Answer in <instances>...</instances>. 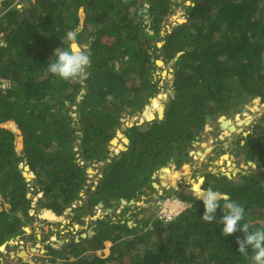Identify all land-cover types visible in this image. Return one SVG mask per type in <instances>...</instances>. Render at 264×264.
<instances>
[{
  "label": "trees",
  "instance_id": "16d2710c",
  "mask_svg": "<svg viewBox=\"0 0 264 264\" xmlns=\"http://www.w3.org/2000/svg\"><path fill=\"white\" fill-rule=\"evenodd\" d=\"M190 2L183 4L185 21L161 35L171 0H1L0 80L10 87L0 88V125L13 120L23 147L18 153L16 134L0 127V198L8 206L0 210V245L25 233L33 218L24 166L39 185L33 193L42 194L33 213L45 209L43 218L52 220L77 201L84 204L70 211L92 210L99 201L107 207L112 200L138 201L142 187L152 188L153 172L174 163L173 174L180 175L189 167V149L207 118L254 98L264 102V0ZM81 7L78 41L89 46L92 67L84 82H67L47 66L57 48L68 47L62 37L77 29ZM158 58L173 66L169 87L154 74ZM161 90L167 93L161 118L127 126L128 144L110 156L120 120L139 115ZM241 148L246 161L264 165V116ZM95 164L101 174L92 189L87 169ZM203 185L242 204L244 222L264 228V171L231 178L208 171ZM176 194L188 207L170 222L144 218L137 230L125 220L97 218L92 236L72 240L63 246L67 252L48 247L49 263L250 264L237 252L235 236L202 220L196 196ZM106 240L107 257L80 256Z\"/></svg>",
  "mask_w": 264,
  "mask_h": 264
},
{
  "label": "rangeland",
  "instance_id": "374dc122",
  "mask_svg": "<svg viewBox=\"0 0 264 264\" xmlns=\"http://www.w3.org/2000/svg\"><path fill=\"white\" fill-rule=\"evenodd\" d=\"M171 2L172 5L170 7V13L165 17V20L161 24V35L169 32L172 26H174L176 23L185 21V9L183 4L191 3L190 0H171ZM20 6H22V4H19L18 7ZM82 7L78 12L79 25L77 29L79 31L82 29L83 20L85 19V12ZM0 11L2 13L1 0ZM2 21L3 20L0 19V25ZM157 45L158 47H160L162 45V42H158ZM157 62H160L161 64H157ZM155 64L157 65L158 69L154 74L156 76L160 75L162 78L160 86L163 87L164 85H167L169 87V85L173 83V80L175 78V73L173 71L174 69L171 65V62L164 63L160 58H158ZM155 99H157L159 102L158 104L162 105V108H164V103L167 99V93H164L161 90L159 93H157ZM244 107L247 109L246 112H241V109ZM235 113H237L238 119H243L245 118V116L249 115L251 116V120L248 121V123L246 122L245 124H243L241 133H239L240 131L227 132V134L225 133L224 135L222 130L219 128V120H221L220 118L222 116L227 119L230 114ZM148 114H152L151 119H154V117L158 116L157 108H154V106L152 105V100L143 108L142 112L139 115L133 116L132 118L123 117L120 120L119 126H117L116 135L112 139L113 141L118 138L117 146L115 144H110V146L108 147L110 152L108 154H110V156L117 154L120 149H124L125 143L122 142L120 136L123 135L125 138H127L125 136V133L123 132L125 128L130 125L132 126L134 124H140L144 120L149 121L150 119ZM222 116H219L220 118L216 117L212 119V122H208L207 124H205L203 130L198 136L197 141L199 142V144L194 143L192 145V149H189V167L184 170V173L180 175H174L173 171H175L176 165L174 163L168 164L165 167L169 168L171 172L160 171L163 172L166 177L162 178V176L160 177L157 174L155 179H153V181L157 182L159 188L154 189L152 184V188H150L149 185H147V187H142L141 189H143L145 193L139 195L138 201H135L132 204H129L128 201L126 204L120 205L117 204L115 200H112L111 203L113 204V206L115 205V207L110 213L105 212L106 210L98 211V209L96 211H93L95 207H99L98 205L95 207H91L93 208L92 210L81 207L80 210L70 211L71 209L84 204L81 201H77L74 205L69 207V211L65 210L60 216H56L52 211L49 210L54 215V218L52 220L42 217L43 212L46 211L45 209L37 210L36 214H34L33 208L36 206V200L37 198L41 197L42 194L40 191H38L36 194L33 193L32 190L34 189L36 191L39 185L36 183V181H34L35 176L33 175V173L29 171V168L27 166H24L23 176L26 174V176L24 177L29 183V188L32 189L28 193L27 198L32 200L31 206L33 208L29 210V213L30 215H33V218L23 228L25 233H20V235H18L15 239L9 240L6 245L3 246L2 249H0V264H62L63 259H59L58 261H56V263H49V260L50 258H52L53 254L49 253L46 248L51 247L55 250H61L62 253L67 252L69 249H64L63 246L70 245V242L74 239H78L80 235H82L83 238L90 237L92 235L91 234L87 236L86 233L88 230L90 231V227H93L95 225V220L97 218L105 217L107 218V220H110L113 223L119 220H125L127 222H131L130 227H134L135 225H133V223H136V226L138 228L137 230H140L144 226V218H147L146 212L152 213V210L155 211V208L151 205V202L154 198H158L159 196H166V191L170 193V196H176L177 192L191 193L196 196L198 189L204 187V180L202 181V179L204 178V174L208 171L214 173L220 172L225 176L228 175L227 177L230 178L235 177L238 172L244 173L257 170L264 171V165L259 168L257 166V162L255 161H251L252 163L248 164V161H246L244 158V149L241 148V146H243L246 142V136H248V133H251L253 131V125L259 122L260 118L264 116V102H261L259 98H254L251 101L240 106L239 110L231 113L229 112ZM8 121L3 122L0 127L7 128L16 134L15 147L17 152L20 153L23 147L22 136L20 135V132L18 131L13 120H10L9 122ZM226 136L230 138L232 137L233 140L228 141ZM118 144H120V148L118 147ZM207 146H210V150L212 151L208 152V154L203 157V160H200L196 151L202 152L204 151V147ZM224 155H227V157L223 158ZM97 166L98 165L95 164L94 166H91L87 169L89 178L92 179L90 181L92 189L95 188L98 182V177L101 174L100 170L96 169ZM160 169L161 168H159L158 171ZM93 178H97V180H94ZM195 183L199 184V187L197 189H194L193 187ZM81 196L83 198L87 197L83 195ZM1 201L2 199L0 198V210L1 208H8L7 204H1ZM120 203H122L121 199ZM86 213H91V216L86 215ZM78 215L79 219L77 218ZM73 217L76 219L75 221L72 220ZM151 219L153 220L154 218L151 217ZM138 220L140 221L137 222ZM58 241H61L62 243L59 244ZM110 247V242H104L103 249H100L98 251L93 250V252H91L92 249H88L89 251H83L81 256L87 257L88 259H91V257L93 256L102 259L108 255ZM20 252H24L26 258H22ZM70 260H73V258L70 257Z\"/></svg>",
  "mask_w": 264,
  "mask_h": 264
},
{
  "label": "clouds",
  "instance_id": "9594fccd",
  "mask_svg": "<svg viewBox=\"0 0 264 264\" xmlns=\"http://www.w3.org/2000/svg\"><path fill=\"white\" fill-rule=\"evenodd\" d=\"M78 35V29L68 30L66 32V35L62 37L63 42L65 40L69 42L68 47L66 49L63 47L57 48L53 54V57H55V59H50L47 66V70L50 74L67 82H84L87 79L89 75V70L92 67L91 50L87 44H84L83 46L80 45L78 41ZM222 117L224 118V116ZM93 179L97 180V178ZM175 197L179 198L178 195H176ZM156 199L157 198H154L151 202V205L153 207L155 205ZM196 199L202 202L203 214L201 215V218L205 223L211 224L214 222L217 225H222L223 227L221 228V235L225 237L235 236V242L238 245L237 252L240 253L241 256L248 259L250 261V264H264V228H257L248 222H244L246 210L242 204L235 200H232L227 194L220 193L211 187L199 188L196 193ZM101 203L102 206L98 205L99 207H95L93 211H96L98 209V211L106 210L105 212H112L111 207H107L105 204H103V202ZM185 204L186 206L184 209L188 207V204L186 202ZM153 211L154 210H152L150 216L158 220L156 215V208L155 211ZM161 223L165 224L167 222ZM133 225L136 226V223H133ZM238 232L242 233L243 236L241 237L239 235H236V233ZM74 240H76V242L78 241V239ZM104 242L110 241L106 240ZM6 243L7 242L3 243L2 246H5ZM101 249H103V247Z\"/></svg>",
  "mask_w": 264,
  "mask_h": 264
},
{
  "label": "built area",
  "instance_id": "2783aa9c",
  "mask_svg": "<svg viewBox=\"0 0 264 264\" xmlns=\"http://www.w3.org/2000/svg\"><path fill=\"white\" fill-rule=\"evenodd\" d=\"M4 13L0 12V19ZM1 32V31H0ZM2 32L0 33V45L2 43ZM10 87L9 82L0 80V88L6 89ZM186 204L175 196H159L154 207L156 208V215L161 222H168L175 218L181 211L184 210Z\"/></svg>",
  "mask_w": 264,
  "mask_h": 264
},
{
  "label": "bare ground",
  "instance_id": "6f19581e",
  "mask_svg": "<svg viewBox=\"0 0 264 264\" xmlns=\"http://www.w3.org/2000/svg\"><path fill=\"white\" fill-rule=\"evenodd\" d=\"M158 64H161L160 62H158ZM166 96V95H165ZM164 96V97H165ZM152 100V105L154 106V108L156 107L157 108V112H158V114L159 115H161L162 114V105H159L158 103V100L157 99H155V97L154 98H152L151 99ZM148 107V106H147ZM149 109H150V107H149ZM148 109V110H149ZM153 109V108H152ZM255 109H256V107H255ZM154 110V109H153ZM244 114V113H243ZM148 116H149V119H151L152 118V114H148ZM148 119V120H149ZM220 119H224V118H220ZM236 120H239V122L237 123L239 126H241L242 124H245L246 122L248 123V121H250L251 120V116H249V115H247V116H245V118H243V119H238L237 118V114L235 115V121ZM241 120V121H240ZM10 121V120H9ZM8 121V122H9ZM228 123H227V128H223V130H222V132L224 133V135H225V133L227 134V132H229V126H233V125H231V124H233L234 123V126L235 125H237V124H235V122H232L231 120H228L227 121ZM11 123V122H10ZM10 123H9V125H10ZM12 124V123H11ZM131 126V125H130ZM9 127V126H8ZM11 128V127H10ZM236 128V127H235ZM238 130V128H236V130L235 131H237ZM16 131V130H15ZM121 135V134H120ZM119 136V135H118ZM120 138H121V140H122V142H128V140H127V138H125L123 135L122 136H120ZM118 139V138H117ZM117 139H115V140H113L112 141V144H116L117 145ZM205 144V143H204ZM204 144H202V145H204ZM119 146V148H120V144H118ZM116 151V150H115ZM208 152H210V146H207V147H204V151H202V152H199V154H198V158L200 159V160H203V157L206 155V154H208ZM227 157V155H224V157L223 158H226ZM162 171H165V172H171L170 171V169L168 168L167 169V167H165V168H163L162 169ZM162 174V175H161ZM160 175L162 176V178H165L166 177V175L163 173V172H160ZM165 183V182H164ZM163 183V184H164ZM193 187H194V189H197L198 187H199V184L197 183H195L194 185H193ZM98 205V204H97ZM96 205V206H97ZM87 234V236L88 235H91L92 234V232L91 231H89L88 230V232L86 233ZM3 248V246H1L0 247V249H2ZM20 255H22V258H26V255H25V253L24 252H20Z\"/></svg>",
  "mask_w": 264,
  "mask_h": 264
},
{
  "label": "water",
  "instance_id": "95a60500",
  "mask_svg": "<svg viewBox=\"0 0 264 264\" xmlns=\"http://www.w3.org/2000/svg\"><path fill=\"white\" fill-rule=\"evenodd\" d=\"M157 64H158V62H157ZM163 109L164 108H162V114H163ZM241 112H246V108H242V110H241ZM162 114L161 115H159L158 114V118H161V116H162ZM148 120V119H147ZM151 120V119H150ZM228 120H231L232 122H235V124H237L238 122H239V120H236L235 121V114L234 115H231L229 118H227V119H222V120H220V122H219V128L221 129V130H223V128H227V121ZM238 121V122H237ZM241 121V120H240ZM207 122H212V119L211 118H207ZM231 125H233V126H229V132H235V130H236V128H235V126H234V123L233 124H231ZM125 144H127L128 142H124ZM196 144H199V142L198 141H196L195 142ZM111 144H112V141H111ZM199 152H201V151H196V153H197V155L199 154ZM252 162L251 161H248V164H251ZM257 166L259 167V168H261L262 167V164L260 163V162H257ZM163 168H165V167H162L159 171L158 170H156L155 172H153V174H152V179H154L155 177H156V175L157 174H159V176H161L160 175V171H162V169ZM168 169V168H167ZM24 176H26V174L24 175ZM228 176V175H227ZM204 179H202V181H203ZM152 186L154 187V188H158V185L156 184V182L155 181H153L152 182ZM121 202H122V204H126L127 202L124 200V199H121ZM134 201L133 200H130L129 201V204H132ZM98 205L99 206H102V203L101 202H99L98 203ZM67 211H69L70 209H66ZM128 223V226H131V222H127ZM88 232V231H87ZM58 243L59 244H61L62 242L61 241H58Z\"/></svg>",
  "mask_w": 264,
  "mask_h": 264
},
{
  "label": "flooded vegetation",
  "instance_id": "af4514ba",
  "mask_svg": "<svg viewBox=\"0 0 264 264\" xmlns=\"http://www.w3.org/2000/svg\"><path fill=\"white\" fill-rule=\"evenodd\" d=\"M245 108V107H244ZM242 110V109H241ZM247 110V109H246ZM238 113V112H237ZM237 113H235V115L237 114ZM239 114V113H238ZM231 115H234V114H230L229 116H228V118L231 116ZM242 127H243V124L241 125V126H239V125H236V128H238V130L237 131H240L239 133H241L242 132ZM236 132V131H235ZM249 134V133H248ZM226 138L228 139V141H231V140H233V138L231 137H228V136H226ZM80 238H83L81 235L79 236ZM86 238V237H85ZM87 238H90V237H87ZM48 248H46V250H47ZM48 251V250H47ZM85 258H87V257H85ZM40 263H42V262H40ZM61 264V263H60Z\"/></svg>",
  "mask_w": 264,
  "mask_h": 264
},
{
  "label": "crops",
  "instance_id": "0c3cea01",
  "mask_svg": "<svg viewBox=\"0 0 264 264\" xmlns=\"http://www.w3.org/2000/svg\"><path fill=\"white\" fill-rule=\"evenodd\" d=\"M212 148V147H211ZM212 150H210V152H211ZM211 154V153H210ZM209 154V155H210ZM159 175V174H158ZM157 176V175H156ZM161 177V176H160ZM155 179V178H154ZM204 179V178H203ZM153 180V179H152ZM153 182V181H152ZM152 182H151V184H152ZM157 183V182H156ZM155 189V188H154ZM142 200V199H141ZM130 201V200H129ZM120 205H123L122 203H119ZM115 207V205L113 206V204L111 205V211L113 210V208ZM150 214H151V212L149 213V212H146V217L147 218H149L150 217ZM128 224V223H127ZM76 241V240H75ZM94 250V249H93ZM93 250H91V252H93ZM89 251V250H88ZM94 251H98V250H94ZM90 253V252H89Z\"/></svg>",
  "mask_w": 264,
  "mask_h": 264
}]
</instances>
